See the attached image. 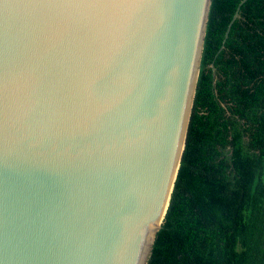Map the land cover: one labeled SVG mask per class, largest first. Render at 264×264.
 I'll return each instance as SVG.
<instances>
[{"label": "water", "instance_id": "95a60500", "mask_svg": "<svg viewBox=\"0 0 264 264\" xmlns=\"http://www.w3.org/2000/svg\"><path fill=\"white\" fill-rule=\"evenodd\" d=\"M210 5L0 0V264H147Z\"/></svg>", "mask_w": 264, "mask_h": 264}, {"label": "trees", "instance_id": "16d2710c", "mask_svg": "<svg viewBox=\"0 0 264 264\" xmlns=\"http://www.w3.org/2000/svg\"><path fill=\"white\" fill-rule=\"evenodd\" d=\"M240 2L211 0L185 145L147 264H264V0Z\"/></svg>", "mask_w": 264, "mask_h": 264}]
</instances>
